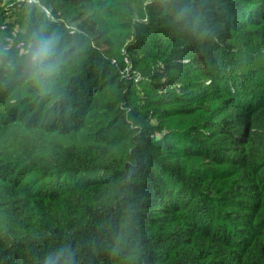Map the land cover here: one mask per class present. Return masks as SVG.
I'll return each instance as SVG.
<instances>
[{"label": "trees", "instance_id": "trees-1", "mask_svg": "<svg viewBox=\"0 0 264 264\" xmlns=\"http://www.w3.org/2000/svg\"><path fill=\"white\" fill-rule=\"evenodd\" d=\"M6 3L0 264H264V0Z\"/></svg>", "mask_w": 264, "mask_h": 264}, {"label": "clouds", "instance_id": "clouds-1", "mask_svg": "<svg viewBox=\"0 0 264 264\" xmlns=\"http://www.w3.org/2000/svg\"><path fill=\"white\" fill-rule=\"evenodd\" d=\"M36 0H28L29 4ZM65 52L60 47L56 33H34L22 53L19 71L26 82H30L39 96L51 94L56 76L59 74ZM9 67L16 70V65L10 62ZM46 264H57L49 260Z\"/></svg>", "mask_w": 264, "mask_h": 264}, {"label": "rangeland", "instance_id": "rangeland-1", "mask_svg": "<svg viewBox=\"0 0 264 264\" xmlns=\"http://www.w3.org/2000/svg\"><path fill=\"white\" fill-rule=\"evenodd\" d=\"M6 4H7L6 3V0H5V2H3L2 0H0V8H2V7L4 8L6 6V8L8 9V13H12L13 14L12 20L15 19V18H17L18 17V12H17V9H16L17 5L16 4L13 5L12 3H10L7 6ZM14 12H16V14ZM7 22L9 23V22H11V20H7ZM2 29H5V27L2 26ZM16 29H17V32H18L19 28H16ZM6 40H7V42L11 43V41H10V39H8V37L6 38ZM21 46H23V42H22V45ZM17 48L18 49L20 48L19 44H17Z\"/></svg>", "mask_w": 264, "mask_h": 264}, {"label": "built area", "instance_id": "built-area-1", "mask_svg": "<svg viewBox=\"0 0 264 264\" xmlns=\"http://www.w3.org/2000/svg\"><path fill=\"white\" fill-rule=\"evenodd\" d=\"M3 27H6V25H3ZM8 39H11L10 37H8ZM22 45V42L19 43V46Z\"/></svg>", "mask_w": 264, "mask_h": 264}]
</instances>
